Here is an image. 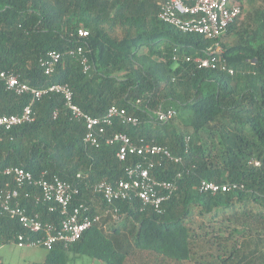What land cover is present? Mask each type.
<instances>
[{"label": "trees", "instance_id": "trees-1", "mask_svg": "<svg viewBox=\"0 0 264 264\" xmlns=\"http://www.w3.org/2000/svg\"><path fill=\"white\" fill-rule=\"evenodd\" d=\"M242 14L217 39L184 33L157 16L161 0H0V69L43 88L67 84L73 102L91 116L124 108L136 124L114 118L107 134L123 132L134 142L166 146L178 162L163 159L151 175L176 180L177 190L160 206L138 198L112 205L93 184L125 178L138 155L119 160L117 144L84 143V123L71 117L60 94L32 104L33 120L0 129V190L18 166L34 176L46 171L79 187V203L99 220L69 247L55 244L41 264H264V0H238ZM88 30L85 37L77 28ZM218 42L233 73L198 68L185 56ZM81 46L89 69L77 56ZM61 54L46 75L47 52ZM176 57L175 59H173ZM0 81V115L19 113L30 102ZM173 109L165 122L155 110ZM214 134L218 151L202 141ZM253 161L258 164H253ZM180 174L177 178L176 175ZM234 182L237 188L200 193V180ZM29 215L58 225L50 203L21 197ZM116 206L120 220H113ZM28 234L14 218L0 216V245ZM201 248L203 253L197 255Z\"/></svg>", "mask_w": 264, "mask_h": 264}, {"label": "built area", "instance_id": "built-area-1", "mask_svg": "<svg viewBox=\"0 0 264 264\" xmlns=\"http://www.w3.org/2000/svg\"><path fill=\"white\" fill-rule=\"evenodd\" d=\"M242 14V7L238 0H161L157 16L160 20L173 25L184 33H197L207 39H217L227 26ZM88 30L80 26L77 35L85 37ZM70 53L78 57L83 71L89 69L85 52L77 46ZM61 54L57 51L47 52L41 61L46 75L53 73L59 62ZM174 57L173 59H175ZM185 61L193 62L198 68H209L233 73L222 56V49L216 41L213 45L202 50V54L185 56ZM0 81L7 90L16 94L28 93L30 102L19 113L0 115V129L8 130L12 127L33 120L32 104L42 96L49 93L60 94L64 105L71 117L84 123L85 133L83 141L90 146H99L104 139L106 144H117L115 152L119 160H125L131 155H138L142 161L134 162L125 169V178L115 183L100 181L93 184L94 191L100 193L107 204L112 205L119 200L138 198L142 207L151 206L160 211L161 204L176 190V180L157 179L151 175L150 170L155 165L162 164L163 159L178 162L179 157L172 155L171 151L163 145L153 142H134L123 132L107 134V128L112 125L114 118L123 123L136 124L137 118L129 115L124 108L111 106L102 116H91L84 112L73 102V92L67 84L53 83L43 88L32 87L12 74L0 69ZM156 119L165 122L175 115L173 109H157L154 111ZM253 164L258 162L253 161ZM5 173L11 176V182H6L0 190V216H9L16 219L30 235H18L13 242L19 247H41L51 249L55 244L69 247L78 240L82 233L99 220L98 214H90L83 204L72 205V201L79 194V187L48 174L46 171L34 176L22 167L7 168ZM180 174H177L178 178ZM237 184L216 183L214 181L200 180L195 186L200 193L226 191L237 188ZM32 197L35 203H50L49 210L59 208L63 215L58 225L52 222H43L37 214L29 215L21 197ZM113 220H120L121 214L116 206L108 211Z\"/></svg>", "mask_w": 264, "mask_h": 264}, {"label": "rangeland", "instance_id": "rangeland-1", "mask_svg": "<svg viewBox=\"0 0 264 264\" xmlns=\"http://www.w3.org/2000/svg\"><path fill=\"white\" fill-rule=\"evenodd\" d=\"M249 2L245 0L244 10L248 8ZM202 141L207 148L212 151H218L220 144L218 138L214 134L202 133ZM203 253L201 248L199 253ZM46 251L41 247H19L14 243H6L0 245V264H41L44 259ZM67 264H91L89 258L76 259L69 261ZM125 264H131V261Z\"/></svg>", "mask_w": 264, "mask_h": 264}]
</instances>
